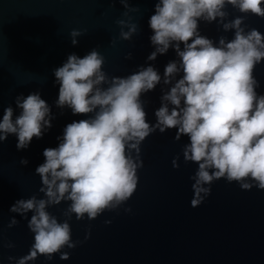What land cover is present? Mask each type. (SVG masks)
Segmentation results:
<instances>
[{"label": "clouds", "instance_id": "9594fccd", "mask_svg": "<svg viewBox=\"0 0 264 264\" xmlns=\"http://www.w3.org/2000/svg\"><path fill=\"white\" fill-rule=\"evenodd\" d=\"M119 2L125 9L139 10L130 8L129 0ZM229 5L264 18V0H156L148 21L155 50L147 60L172 48L179 61L170 60L164 68L163 84L170 88L161 90L155 123L148 121L141 99L161 83L154 66L140 65L127 76L110 77L103 70L105 57L93 48L83 57L69 54L53 69L54 83L59 85L56 106L88 118L68 123L62 137H57L58 146L43 150L44 162L35 169L43 198L32 195L10 207V212L21 216L32 212L27 226L34 233V243L26 255L9 256V261L27 264L40 255L51 260L56 253L69 259L70 253L62 250L81 243L72 240L68 222L72 215L77 220L85 216L92 220L129 200L143 163L141 145L157 130L164 133L176 128V140L189 139L182 153L185 163L198 165L190 177L193 207L211 194L212 183L221 178L245 190L264 189V94L257 92L259 82L254 75L256 65L264 62V33L249 28L244 23L246 15L226 20ZM200 21H217L225 31L234 30V36L230 40L221 36L214 43L200 34ZM117 23L123 40H131L138 31L136 23L123 19ZM82 34L73 29L71 43L76 45V37ZM125 59H132V53ZM15 105L20 109L15 118L11 105L3 109L0 142L14 134L17 149H26L34 137L42 138L52 127L53 114L39 92L16 96ZM178 160L179 154L172 160L174 168L179 167ZM20 163L27 165L28 160L22 158ZM62 201H70L63 222L47 210ZM18 222L12 217L8 227ZM7 246L14 247L11 242Z\"/></svg>", "mask_w": 264, "mask_h": 264}, {"label": "water", "instance_id": "95a60500", "mask_svg": "<svg viewBox=\"0 0 264 264\" xmlns=\"http://www.w3.org/2000/svg\"><path fill=\"white\" fill-rule=\"evenodd\" d=\"M155 3L129 0L130 8L139 9L130 11L119 0H0V119L9 105L15 118L20 112L16 96L32 92L40 93L53 114L52 127L42 138L34 137L28 148L18 150L14 134L0 142V264H15L8 257L26 255L34 243V233L27 226L32 212L21 216L9 209L21 198H43L39 192L42 181L35 172L44 162L43 150L58 146L57 137H62L68 123L88 118L55 104L59 85L54 83L53 69L69 54L83 57L96 48L105 57L103 70L110 77L127 76L140 65L154 66L161 83L141 99L148 121L155 123L161 90L170 88L163 84L164 68L170 60L179 61L172 48L147 60L155 50L148 24ZM226 11V20L246 15L244 23L264 33V18L241 13L230 5ZM121 19L138 26L131 40L120 38L117 21ZM73 29L83 33L76 37V45L71 43ZM199 31L214 43L221 36L229 40L234 36V30L225 31L217 21H200ZM128 52L132 59H125ZM254 75L259 82L257 92L264 94V62L256 65ZM176 132V128L164 133L157 130L143 141L137 189L124 204L92 220L87 216L77 220L72 215L68 221L72 240L81 243L62 250L70 253L69 259L56 253L51 260L40 255L27 264H264V189L253 186L245 190L221 178L212 183L211 194L193 207L194 181L190 177L198 165L185 163L182 148L189 139L181 136L176 140ZM178 154L179 167L174 168L172 160ZM22 158L28 160L27 165L20 163ZM69 204L62 201L47 210L63 222ZM127 208L131 211H125ZM12 217L19 222L9 228ZM9 242L14 247L9 248Z\"/></svg>", "mask_w": 264, "mask_h": 264}]
</instances>
